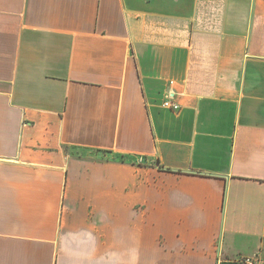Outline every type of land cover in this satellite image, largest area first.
I'll use <instances>...</instances> for the list:
<instances>
[{
    "label": "crops",
    "instance_id": "crops-1",
    "mask_svg": "<svg viewBox=\"0 0 264 264\" xmlns=\"http://www.w3.org/2000/svg\"><path fill=\"white\" fill-rule=\"evenodd\" d=\"M244 257L264 260V0H0V264Z\"/></svg>",
    "mask_w": 264,
    "mask_h": 264
},
{
    "label": "built area",
    "instance_id": "built-area-1",
    "mask_svg": "<svg viewBox=\"0 0 264 264\" xmlns=\"http://www.w3.org/2000/svg\"><path fill=\"white\" fill-rule=\"evenodd\" d=\"M161 107L176 111L180 108L179 103L176 101L174 93L168 89L161 101ZM241 264H264V260L258 257H244L239 260Z\"/></svg>",
    "mask_w": 264,
    "mask_h": 264
}]
</instances>
